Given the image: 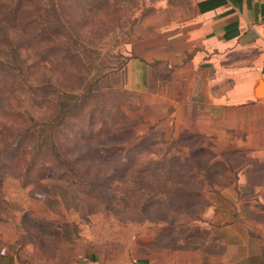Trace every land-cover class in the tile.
Listing matches in <instances>:
<instances>
[{"label": "rangeland", "instance_id": "374dc122", "mask_svg": "<svg viewBox=\"0 0 264 264\" xmlns=\"http://www.w3.org/2000/svg\"><path fill=\"white\" fill-rule=\"evenodd\" d=\"M193 11L192 0H0V264L106 258L128 234L222 264L212 206L259 224V252L232 248L226 264H264V153L234 131L236 147L181 129L167 113L182 97L173 67L136 58L149 73L127 70L143 41L157 55L158 36ZM224 58L218 92L233 80Z\"/></svg>", "mask_w": 264, "mask_h": 264}, {"label": "crops", "instance_id": "0c3cea01", "mask_svg": "<svg viewBox=\"0 0 264 264\" xmlns=\"http://www.w3.org/2000/svg\"><path fill=\"white\" fill-rule=\"evenodd\" d=\"M202 1L205 0H192L193 14L177 24L173 35L165 33L158 36L157 55L152 51L155 48L149 47L151 39L143 41L149 45L139 53L136 51L134 58L128 61L127 70L137 67L148 74L146 68L149 65L142 62L146 63L151 58H154L152 61H162V75L170 74L173 67L171 74L179 79L182 97L173 101L167 113L175 116V122L181 129L213 135L215 139H228L236 147L238 140L227 134L234 131L242 135L240 140L244 148L263 154L264 0H225L224 4L200 11L198 4ZM225 33L236 34L226 39ZM222 56L225 63L220 70L233 80H230V86L218 92L215 87L219 83L214 76L218 73L215 67L219 65H215V61ZM136 58L142 62L138 63ZM201 61L207 65L206 73L212 80L202 82L198 78L205 69L199 66ZM141 72L137 71L136 75ZM127 76L130 77L129 74ZM260 198L263 199L262 196ZM212 208L208 229L224 249L221 255L209 257L226 264V252L235 244L244 247L247 254L259 252L262 241L253 239L251 235L257 236L253 229L259 225L257 220L248 218L245 227L241 228L239 219L242 216L238 215V209L237 215L229 218L218 213L214 206ZM121 237L117 242L111 240V251L108 248L106 258L92 252L93 259L83 255L79 259L62 261L55 257L25 264H204L205 253L197 249L156 244L154 237L144 242L132 234L126 235L124 240ZM138 244L143 245L142 251L136 249Z\"/></svg>", "mask_w": 264, "mask_h": 264}, {"label": "trees", "instance_id": "16d2710c", "mask_svg": "<svg viewBox=\"0 0 264 264\" xmlns=\"http://www.w3.org/2000/svg\"><path fill=\"white\" fill-rule=\"evenodd\" d=\"M225 3V0H205V1H202L198 4L199 6V9L200 11H203L205 9H209V8H212V7H215V6H218V5H221V4H224ZM236 33H231V34H227L225 33L224 34V38L226 39H229V38H232L233 36H235ZM207 183H209V181H207ZM210 185V184H209ZM224 199V198H223ZM227 201H231L230 199L228 198H225ZM218 213H220L218 210H216ZM235 212L236 210L233 209V211H231V215H235ZM221 214V213H220ZM222 215H226V217L228 216L229 217V214L228 213H225L223 212ZM231 217V216H230ZM239 246V245H238ZM237 244L235 245H231L229 246V250L232 249V248H235V247H238ZM262 246V245H261ZM242 247V246H241ZM228 252V251H227ZM227 252H226V255H227ZM254 255V254H252ZM252 255H248L249 257L247 258L248 260H255V259H258L259 257L258 256H252Z\"/></svg>", "mask_w": 264, "mask_h": 264}, {"label": "bare ground", "instance_id": "6f19581e", "mask_svg": "<svg viewBox=\"0 0 264 264\" xmlns=\"http://www.w3.org/2000/svg\"><path fill=\"white\" fill-rule=\"evenodd\" d=\"M262 85V84H261Z\"/></svg>", "mask_w": 264, "mask_h": 264}]
</instances>
